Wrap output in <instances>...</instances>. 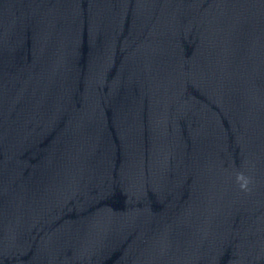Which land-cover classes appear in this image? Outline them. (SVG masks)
Segmentation results:
<instances>
[{
	"label": "water",
	"instance_id": "obj_1",
	"mask_svg": "<svg viewBox=\"0 0 264 264\" xmlns=\"http://www.w3.org/2000/svg\"><path fill=\"white\" fill-rule=\"evenodd\" d=\"M0 264H264V0H0Z\"/></svg>",
	"mask_w": 264,
	"mask_h": 264
},
{
	"label": "clouds",
	"instance_id": "obj_2",
	"mask_svg": "<svg viewBox=\"0 0 264 264\" xmlns=\"http://www.w3.org/2000/svg\"><path fill=\"white\" fill-rule=\"evenodd\" d=\"M238 180H243L244 182L241 183L240 187L242 190H248V183L249 181L245 180L242 175L238 176Z\"/></svg>",
	"mask_w": 264,
	"mask_h": 264
}]
</instances>
